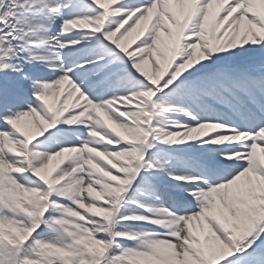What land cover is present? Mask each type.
I'll use <instances>...</instances> for the list:
<instances>
[{
  "label": "snow or ice",
  "instance_id": "snow-or-ice-1",
  "mask_svg": "<svg viewBox=\"0 0 264 264\" xmlns=\"http://www.w3.org/2000/svg\"><path fill=\"white\" fill-rule=\"evenodd\" d=\"M0 264H264V0H0Z\"/></svg>",
  "mask_w": 264,
  "mask_h": 264
}]
</instances>
